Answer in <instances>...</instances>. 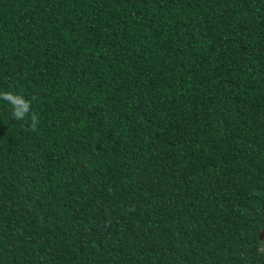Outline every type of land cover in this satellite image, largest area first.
<instances>
[{
	"label": "trees",
	"instance_id": "obj_1",
	"mask_svg": "<svg viewBox=\"0 0 264 264\" xmlns=\"http://www.w3.org/2000/svg\"><path fill=\"white\" fill-rule=\"evenodd\" d=\"M0 264H260L264 0H0Z\"/></svg>",
	"mask_w": 264,
	"mask_h": 264
},
{
	"label": "clouds",
	"instance_id": "obj_2",
	"mask_svg": "<svg viewBox=\"0 0 264 264\" xmlns=\"http://www.w3.org/2000/svg\"><path fill=\"white\" fill-rule=\"evenodd\" d=\"M0 99L7 102L11 107V116L16 120H24L26 116H30L31 128L35 130L39 123L36 114L32 113L31 103L22 95L14 94L11 91L0 92Z\"/></svg>",
	"mask_w": 264,
	"mask_h": 264
},
{
	"label": "water",
	"instance_id": "obj_3",
	"mask_svg": "<svg viewBox=\"0 0 264 264\" xmlns=\"http://www.w3.org/2000/svg\"><path fill=\"white\" fill-rule=\"evenodd\" d=\"M258 239L262 242L263 249H264V226L258 232ZM260 264H264V250H263V257Z\"/></svg>",
	"mask_w": 264,
	"mask_h": 264
}]
</instances>
